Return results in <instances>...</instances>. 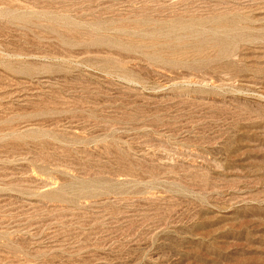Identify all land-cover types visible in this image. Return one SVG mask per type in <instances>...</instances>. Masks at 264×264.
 <instances>
[{
	"label": "rangeland",
	"instance_id": "rangeland-1",
	"mask_svg": "<svg viewBox=\"0 0 264 264\" xmlns=\"http://www.w3.org/2000/svg\"><path fill=\"white\" fill-rule=\"evenodd\" d=\"M0 264H264V0H0Z\"/></svg>",
	"mask_w": 264,
	"mask_h": 264
}]
</instances>
